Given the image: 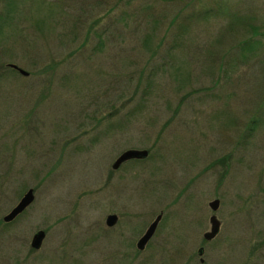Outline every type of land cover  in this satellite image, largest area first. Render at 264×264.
<instances>
[{
  "label": "rangeland",
  "instance_id": "1",
  "mask_svg": "<svg viewBox=\"0 0 264 264\" xmlns=\"http://www.w3.org/2000/svg\"><path fill=\"white\" fill-rule=\"evenodd\" d=\"M250 25L263 29L264 0H0V264H106L120 194L128 264H197L210 216L203 264H264V41L241 50ZM126 150L147 154L113 170Z\"/></svg>",
  "mask_w": 264,
  "mask_h": 264
},
{
  "label": "flooded vegetation",
  "instance_id": "2",
  "mask_svg": "<svg viewBox=\"0 0 264 264\" xmlns=\"http://www.w3.org/2000/svg\"><path fill=\"white\" fill-rule=\"evenodd\" d=\"M115 160H114V162H115ZM112 165H111V168L113 170H116L119 167V165H118L116 168H113ZM121 197H122V194H120L119 197L116 198V199L112 198V199L108 200V202H109L108 205L110 207H112L111 208L112 211L109 212L106 215V218H108L110 216H113V220L110 221L109 225H106V222H105V226H106V228H107V230L109 232L108 233L109 242L112 243L111 245H109V248L111 246H113L114 248H116V250L113 251V247L109 249V251H108L109 255L107 257V263L106 264H128L127 256H126V253H125V249H126V247H128L130 241H132V239H134V238H132V235L131 236L130 235H128V236L125 235V232H126V231H124L125 226L120 227V229H118L119 230L118 232L114 229L115 226H117L118 223L121 221L120 220L121 213L123 212V208H125V199L123 197L122 198ZM157 216H159V219H158V221L156 223V226H155L151 236L145 242V244L143 245L142 249H137L136 246H137V243H138L139 239L144 235V233L146 232V230L148 229L150 224L155 220V218ZM106 218H105V221H106ZM155 218L146 226L145 230L139 236H137V238H135L134 246H135V249L137 250V252L144 251V249L147 248V245L149 244L151 239L156 234V230L158 229V224L161 222V220L163 218L162 212H159V214H157L155 216ZM191 218L192 217L189 216L187 218V220L190 222V221H192ZM200 219L201 218H199V217L195 218V220L197 221L196 224H197L198 227H200L204 223L203 220L201 221ZM139 220H140L139 224H137L136 222H133L132 224H131V222H128L127 225H126V229H129V227H130V229H134L135 231H137L139 229L138 227H140V225L142 224V219H139ZM165 220H166V218H165ZM135 221H137V219ZM182 221H183V223L185 222V220H183V219H182ZM189 222H186V224L189 223ZM218 228H219V226H218ZM206 233H207V231L201 232L200 233V239L201 240H199V242L197 244H195V245L193 244L192 245V246L195 247V250H196L195 252H196V255L198 256L197 264H203V260L201 258V255L203 254V248H202L201 244H203V242H208V241L211 240V239H209V240L204 239V234H206ZM216 235H217V233L215 234V236ZM182 242L184 243V244L181 243L180 247H182V248H184V247L186 248V247H189L191 245V241L190 240H186L185 242L184 241H182ZM187 261L190 262V258H188Z\"/></svg>",
  "mask_w": 264,
  "mask_h": 264
},
{
  "label": "water",
  "instance_id": "3",
  "mask_svg": "<svg viewBox=\"0 0 264 264\" xmlns=\"http://www.w3.org/2000/svg\"><path fill=\"white\" fill-rule=\"evenodd\" d=\"M8 67L15 70L21 76H27V73L25 71H23L22 69L18 68L13 64H9ZM146 154L147 153L145 150H126L117 157L112 167L116 168L120 163L127 160L144 158ZM32 200H33L32 190L28 189L22 195L19 201L9 210V212L1 218L2 222L3 223L11 222L16 216L22 213L31 204ZM217 206H218L217 200H212L211 202L208 203V207L211 211H215ZM158 219L159 216L155 218V220L150 224L144 235L139 239L136 246L137 249H142L145 242L151 236ZM112 220H113V216L106 218L105 221L106 225H109L110 221ZM209 226H210L209 231L206 234H204V239L206 240L212 239L215 236V234L218 232V221L214 218V216L209 217ZM43 237H44L43 231L39 230L35 232L30 240V244H29L30 248L34 250L38 249L42 242Z\"/></svg>",
  "mask_w": 264,
  "mask_h": 264
},
{
  "label": "trees",
  "instance_id": "4",
  "mask_svg": "<svg viewBox=\"0 0 264 264\" xmlns=\"http://www.w3.org/2000/svg\"><path fill=\"white\" fill-rule=\"evenodd\" d=\"M164 1H169V0H164ZM218 9L220 8L217 7V10ZM217 10L216 13L220 14V11ZM233 23H238V21L234 22L233 20ZM249 33H250V38L244 39L243 41L239 42V46L241 47V50L243 51L245 50L247 52L249 50L250 53H253L260 48L259 45L261 44V41H264V27L262 29V27H259L257 25H250ZM11 71L13 70L11 69Z\"/></svg>",
  "mask_w": 264,
  "mask_h": 264
}]
</instances>
